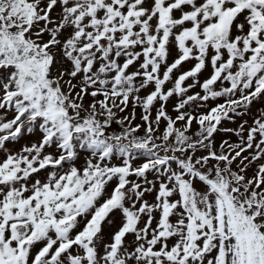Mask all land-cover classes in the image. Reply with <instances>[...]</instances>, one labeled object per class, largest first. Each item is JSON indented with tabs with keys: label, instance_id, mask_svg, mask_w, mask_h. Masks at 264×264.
Returning a JSON list of instances; mask_svg holds the SVG:
<instances>
[{
	"label": "snow or ice",
	"instance_id": "6c2138e0",
	"mask_svg": "<svg viewBox=\"0 0 264 264\" xmlns=\"http://www.w3.org/2000/svg\"><path fill=\"white\" fill-rule=\"evenodd\" d=\"M0 264H264V0H0Z\"/></svg>",
	"mask_w": 264,
	"mask_h": 264
}]
</instances>
